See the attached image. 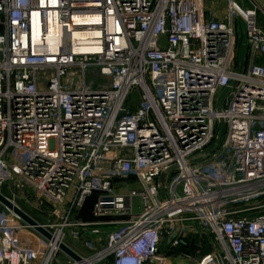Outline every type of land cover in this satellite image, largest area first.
I'll use <instances>...</instances> for the list:
<instances>
[{
  "label": "built area",
  "instance_id": "2783aa9c",
  "mask_svg": "<svg viewBox=\"0 0 264 264\" xmlns=\"http://www.w3.org/2000/svg\"><path fill=\"white\" fill-rule=\"evenodd\" d=\"M210 5L0 0V187L59 203L52 239L0 213V264H166L177 224L168 252L193 237L212 245L197 264H264V209L241 205L264 195L262 4ZM95 193V220L75 217Z\"/></svg>",
  "mask_w": 264,
  "mask_h": 264
},
{
  "label": "rangeland",
  "instance_id": "374dc122",
  "mask_svg": "<svg viewBox=\"0 0 264 264\" xmlns=\"http://www.w3.org/2000/svg\"><path fill=\"white\" fill-rule=\"evenodd\" d=\"M262 4V11L259 12V20H263V26H264V0H259ZM206 5H210V0H206ZM243 28L244 23L239 22L238 23V35L242 36L243 34ZM223 92V91H221ZM221 95V93H219ZM136 185H130L129 181H125L121 186H117V191L119 193H126ZM0 190L7 195L9 198H11L15 203H17L19 206H21L24 210H26L28 213H30L32 216H34L37 220L41 222H47L48 219H53V217H50L48 215L49 212L52 211V202L56 203L55 199H53L51 196L47 195L46 198L48 199V202H46L45 207L40 210V207L38 206L37 198L33 195V191H31V188L29 186L25 187H15L12 186L11 188L7 187L5 183L0 187ZM97 198V195L92 196L87 199L85 202L86 205H90L93 203V201ZM54 200V201H53ZM51 201V202H50ZM59 204V203H56ZM133 205H134V211L135 212H141L143 209L142 201L140 197L133 198ZM241 205L243 207H257L261 206L252 210H249L246 212L247 215H253L255 213H259L263 211V205H264V195H261L259 197H250L249 199H244L241 202ZM92 206V205H91ZM81 210L78 211V214ZM92 211V209H91ZM9 212H12L9 210L6 206L0 203V213L8 214ZM92 212L88 216L86 214V218H91ZM81 215H77L75 217H78ZM85 216V215H84ZM85 218V217H84ZM83 218V220H84ZM70 230V228L68 229ZM167 238L162 242V248L161 253L166 255L168 262L166 264H197V262L203 260L205 256H207L212 251V245L209 243L206 239L203 240L202 247L200 250V253H196V249L198 247V241L195 238H191L189 240V243H192L191 245H188V249H191L189 251H179L176 250V248L172 249L168 252V246L169 243L166 241ZM69 242L74 245L80 252L88 254L89 251L86 247L83 246V244L80 242V240L70 238ZM182 245H185L183 243ZM181 247V245H179ZM178 246V247H179ZM183 246V247H184ZM187 248V247H186ZM65 260V258L63 259ZM67 260V259H66ZM154 264H158V262H155Z\"/></svg>",
  "mask_w": 264,
  "mask_h": 264
},
{
  "label": "water",
  "instance_id": "95a60500",
  "mask_svg": "<svg viewBox=\"0 0 264 264\" xmlns=\"http://www.w3.org/2000/svg\"><path fill=\"white\" fill-rule=\"evenodd\" d=\"M203 154H199L197 156L192 157L190 160H197L201 158ZM176 166L169 167L165 172L162 173L160 177V187L161 190H165V184H166V176L168 171H171L175 168ZM0 203L6 206L9 210H11L13 213H15L21 220L26 222L29 226L33 227L36 231H38L40 234L45 236L48 239H52L53 235L52 233L44 227V225L37 220L34 216H32L30 213H28L26 210H24L21 206H19L17 203H15L11 198H9L7 195H5L1 190H0ZM179 230V224H177V228L174 231L173 234H171L167 242L171 240L172 237L176 236ZM60 248L67 253L72 259L76 261H81L82 260V255L77 252L74 248H72L70 245L60 242L59 243Z\"/></svg>",
  "mask_w": 264,
  "mask_h": 264
},
{
  "label": "trees",
  "instance_id": "16d2710c",
  "mask_svg": "<svg viewBox=\"0 0 264 264\" xmlns=\"http://www.w3.org/2000/svg\"><path fill=\"white\" fill-rule=\"evenodd\" d=\"M95 195H97L98 196V194L97 193H95V194H93L92 196H95ZM91 196V197H92ZM90 198V197H89ZM97 199V198H96ZM95 199V200H96ZM95 200L93 201V203L92 204H90L89 206L88 205H84V207L81 209V211H80V213L78 214V215H81V216H79L80 218H84V220H86V219H88V220H91V221H93V220H95V217H94V215H93V212L91 211V209H93V204H94V202H95ZM92 205V206H91ZM92 212V214H91V218L90 217H87L86 218V214L88 215V216H90L89 214ZM261 212H263V211H261ZM260 213V212H259ZM259 213H255V214H259ZM255 214H253V215H255ZM85 215V216H84ZM188 244V243H187ZM185 244L186 245V247L184 246V245H181V247L179 246V247H177L176 249H175V251L176 250H179V251H189V250H191V249H188V245H191L192 243H190V244ZM184 246V247H183Z\"/></svg>",
  "mask_w": 264,
  "mask_h": 264
},
{
  "label": "crops",
  "instance_id": "0c3cea01",
  "mask_svg": "<svg viewBox=\"0 0 264 264\" xmlns=\"http://www.w3.org/2000/svg\"><path fill=\"white\" fill-rule=\"evenodd\" d=\"M209 7H211V5H208ZM85 221H91V220H88L86 219ZM95 227H99L100 231L103 233L106 229V227L104 226H96V225H90V226H86L83 228L82 232L84 235L86 236H90L89 238H92V239H95V241H99L101 238H102V233H93V230L95 229ZM81 242V241H80ZM82 243V242H81ZM83 244V243H82ZM84 246V245H83ZM73 247H75L73 245ZM85 247V246H84ZM76 248V247H75Z\"/></svg>",
  "mask_w": 264,
  "mask_h": 264
},
{
  "label": "bare ground",
  "instance_id": "6f19581e",
  "mask_svg": "<svg viewBox=\"0 0 264 264\" xmlns=\"http://www.w3.org/2000/svg\"><path fill=\"white\" fill-rule=\"evenodd\" d=\"M95 34H98L97 32H92V33H90V35H95ZM75 35H79V33H75ZM82 48H84V49H97L98 47H86V46H84V47H82ZM158 264H161L160 262H158Z\"/></svg>",
  "mask_w": 264,
  "mask_h": 264
}]
</instances>
